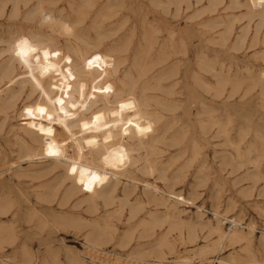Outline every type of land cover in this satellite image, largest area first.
<instances>
[{"label":"rangeland","instance_id":"rangeland-1","mask_svg":"<svg viewBox=\"0 0 264 264\" xmlns=\"http://www.w3.org/2000/svg\"><path fill=\"white\" fill-rule=\"evenodd\" d=\"M14 1L0 0V264L159 249L167 262L147 263L264 264V0H18L13 16ZM38 1L88 42L67 37L98 84L68 66L63 34L32 36ZM170 190L192 203L172 210ZM218 219L245 236L220 239Z\"/></svg>","mask_w":264,"mask_h":264},{"label":"bare ground","instance_id":"bare-ground-1","mask_svg":"<svg viewBox=\"0 0 264 264\" xmlns=\"http://www.w3.org/2000/svg\"><path fill=\"white\" fill-rule=\"evenodd\" d=\"M25 4L27 5L29 0H24ZM111 1V0H110ZM118 1V0H117ZM175 1V0H174ZM240 1V0H239ZM112 2V1H111ZM110 2V4H111ZM234 2V0H233ZM212 3V2H211ZM248 3V2H247ZM211 5V4H210ZM227 5V4H226ZM55 6V5H53ZM110 6V5H109ZM235 6V5H234ZM241 7V6H240ZM239 7V8H240ZM103 9V8H102ZM252 10V9H251ZM20 8H19V1L15 0L13 3V8H12V15L15 16L17 14H19ZM103 11V10H102ZM64 15V14H63ZM63 15H59L56 14V11L51 9V8H46L43 5V1H38L36 7H34L33 9L28 11V14L26 16V19L28 20H35L37 23L36 26V30L34 32H32V36L34 38H37L39 40V45H54L53 44V39L56 37L57 34H63L66 37V40L69 41V43H67V46L69 47V50H71L74 55L79 58L78 60L80 61L81 64H75L69 61L68 66L69 67H73L75 68L78 72H85L88 76H90L93 79V82L98 84V77L101 75V71L96 68L95 66L92 67L90 66L85 58L86 52H83L81 47L78 44H73L68 38L69 37H75L76 39L84 42V44H88V42L84 39L81 38L80 36H78L75 31L74 28L72 27V25H70L68 23V21L63 18ZM261 16V15H260ZM263 17V15H262ZM104 19V15L103 13L100 14L99 18L97 19L95 26L98 25L97 30L99 31L100 35H102V32L99 25L101 24L100 22ZM264 19V18H263ZM261 25V23H260ZM102 27V26H101ZM258 27V26H256ZM248 30V29H247ZM231 31V27H228V29L226 30V32L228 34H230ZM247 32V31H246ZM68 37V38H67ZM102 37V36H101ZM225 37V36H224ZM246 34L245 35H241L239 37V41H242L245 39ZM72 40V39H71ZM79 42V41H78ZM241 43V44H242ZM89 45V44H88ZM57 52L58 50L55 47V51L53 52L54 55L57 57ZM41 62V61H40ZM54 62V61H53ZM46 65V64H44ZM47 67V66H46ZM46 69V68H45ZM8 70V69H7ZM50 70V67H47L46 70L47 71ZM222 76V75H221ZM1 78V77H0ZM105 98V97H104ZM106 100V98H105ZM104 100V101H105ZM108 102V101H107ZM138 103V102H137ZM136 103V104H137ZM140 106V104H139ZM137 118V117H136ZM135 133L137 136H140L141 132L139 127H137V123L135 125ZM224 132L226 133V131L224 130ZM141 140V138H140ZM155 151V150H154ZM148 156V155H147ZM149 158V156H148ZM150 164V163H149ZM160 169V168H159ZM74 170V169H73ZM154 170H156L154 168ZM152 171V170H151ZM153 174V173H152ZM114 175V174H113ZM117 177V176H116ZM149 186V185H148ZM151 186V185H150ZM154 186V185H153ZM157 190V189H156ZM169 190V189H168ZM159 191V190H158ZM164 192V191H162ZM160 193V192H159ZM168 198L171 199L174 203L171 205V209H176L177 208V204L180 203H192L191 200L187 199L186 197H184L181 193H177L173 190L169 191L168 194ZM219 214V213H218ZM218 214H215L216 216H218ZM220 215V214H219ZM225 219V218H224ZM232 222V221H231ZM235 225H237L238 223H236L234 221ZM240 225V224H238ZM214 230L218 233L219 238L220 239H225V238H230L232 240H236V239H241L242 235H244V233L242 231H239V229L236 228H232L228 233L224 230L223 224L221 222V220L218 219L216 226L214 227ZM195 231V230H194ZM249 233V232H248ZM193 235H191L190 237H192ZM245 236V235H244ZM250 236V235H249ZM248 238V237H247ZM249 242V241H248ZM216 244V242H215ZM88 245L91 246L92 248L97 249L94 241L88 240ZM167 248V250H169V253H173L174 252V247L171 244H167L165 246ZM99 249V248H98ZM98 251V250H97ZM166 251V250H165ZM136 257L135 259L141 263V264H157L154 261H151L150 263H147L148 259H152L155 258L156 261H160L161 263L164 261L167 262V253L164 252L162 249L157 250L154 254H139L137 256H133V258ZM2 258V257H1ZM131 258V259H133ZM136 261V262H137ZM183 262H185V260H182ZM6 262H8L6 260ZM10 262V261H9ZM137 262V263H138ZM160 263V264H161ZM221 263V261H220ZM33 264V263H32ZM168 264V263H167ZM173 264V263H172ZM174 264H179V262L175 261ZM185 264V263H182ZM229 264H236V263H229Z\"/></svg>","mask_w":264,"mask_h":264},{"label":"snow or ice","instance_id":"snow-or-ice-1","mask_svg":"<svg viewBox=\"0 0 264 264\" xmlns=\"http://www.w3.org/2000/svg\"><path fill=\"white\" fill-rule=\"evenodd\" d=\"M41 111H43V110H41Z\"/></svg>","mask_w":264,"mask_h":264}]
</instances>
